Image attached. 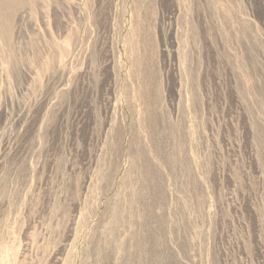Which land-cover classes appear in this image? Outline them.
Masks as SVG:
<instances>
[{
  "label": "rangeland",
  "instance_id": "obj_1",
  "mask_svg": "<svg viewBox=\"0 0 264 264\" xmlns=\"http://www.w3.org/2000/svg\"><path fill=\"white\" fill-rule=\"evenodd\" d=\"M0 264H264V0H0Z\"/></svg>",
  "mask_w": 264,
  "mask_h": 264
}]
</instances>
